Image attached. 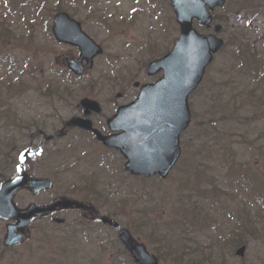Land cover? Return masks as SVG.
<instances>
[{"label": "rangeland", "instance_id": "374dc122", "mask_svg": "<svg viewBox=\"0 0 264 264\" xmlns=\"http://www.w3.org/2000/svg\"><path fill=\"white\" fill-rule=\"evenodd\" d=\"M72 1L0 0V182L16 173L20 150L31 152L21 165L29 177L53 182L37 196L19 191L16 207L60 197L91 203L158 264H264V77L258 86L253 82L260 105L251 114L242 107L233 111L243 126L220 121L218 101L210 98L229 80L224 74L235 45L264 61V0H225L213 11L224 46L189 97L191 123L181 136V156L164 180L129 176L118 153L76 132L47 140L77 114L81 100L97 102L103 118L130 101L133 82L152 79L145 74L147 63L171 49L178 36L166 0ZM56 10L80 21L104 50L83 77L62 64L76 50L50 37ZM193 26L201 34L211 32ZM251 87L244 80L222 100L229 104L242 91L237 101L248 103ZM124 92L127 97L116 98ZM81 216L66 212L34 222L28 240L12 250L1 246L6 222L0 221V264H133L114 230ZM237 234L242 237L235 239ZM242 245L246 253L239 259L234 252Z\"/></svg>", "mask_w": 264, "mask_h": 264}, {"label": "water", "instance_id": "95a60500", "mask_svg": "<svg viewBox=\"0 0 264 264\" xmlns=\"http://www.w3.org/2000/svg\"><path fill=\"white\" fill-rule=\"evenodd\" d=\"M169 3L179 26V37L171 52L147 66L148 75L163 71V76L152 85L142 86L136 100L118 108L107 121L111 131L121 133L103 137L92 130L89 121L75 118L67 123L70 127L93 131L105 147L117 150L125 160L124 170L135 177L165 178L168 175L179 157V136L190 122L188 96L197 88L213 54L223 44L214 35H199L192 25L195 20L201 26L209 27L212 21L210 12L223 6L224 0H169ZM51 31L57 42L78 49V59L67 64L75 75L82 73L78 64L85 61L86 68L91 69L92 60L102 54V49L81 31L80 23L65 13L53 17ZM213 31L219 33L220 27L215 26ZM80 105L85 114L99 112L98 106L87 100H82ZM23 187H28L35 195L49 189L51 181L29 180L26 174H21L0 184V219L15 222L6 227L5 247L19 244L24 238L19 232L36 218L53 215L58 210L85 208L81 203L59 199L46 206L32 204L17 210L12 197ZM101 222L116 230L120 243L135 264H157V259L142 245L136 244L126 230L104 217ZM245 251L246 247L242 246L234 255L243 258Z\"/></svg>", "mask_w": 264, "mask_h": 264}, {"label": "trees", "instance_id": "16d2710c", "mask_svg": "<svg viewBox=\"0 0 264 264\" xmlns=\"http://www.w3.org/2000/svg\"><path fill=\"white\" fill-rule=\"evenodd\" d=\"M236 49L233 52V56L234 57V61L230 60V70H228V72H226V74H224V76H228V79L226 82H222L220 85H218V87L221 89V93L218 94L217 96L214 97H210L212 100H217L218 101V105H216L217 107H220V111H218L219 114H222L220 117H218V119H220V121H222L225 125L226 124H236V126L241 125L243 126L244 124V120L243 119H238L236 118V116L233 114L234 110L240 111L241 107L242 110L241 112H244L243 114L246 113H250L248 112L250 109L252 108H257L258 105V101L256 100V98L260 100V96L258 97V95H256V91H255V87L253 86V82H255L256 86H258V78L261 75L262 77H264V63L260 61V57H258L257 53H253L250 52L251 54H249V52L247 51L248 48L246 49V51H244V46H241V44L239 45H235ZM229 65V66H230ZM236 66L239 68H236ZM244 72V75H238V73ZM247 80L249 83L252 84L251 89H246L245 95H247V101L248 103H244L241 102L239 103L237 100L242 98V95L244 93H238L235 94L234 96H230L231 103L229 104H225L224 101L222 100V98L224 96H229L226 95V92L229 88H231L232 90H235L236 88H238V85H242L243 81ZM226 89V90H225ZM224 90V91H223ZM223 91V92H222ZM264 96V92L262 94ZM235 100V101H234ZM224 105V107H223ZM226 107V108H225ZM229 108H232L230 111H227ZM238 107V108H237ZM225 108V109H224ZM240 112V114H241ZM251 114V113H250ZM241 116V115H240ZM236 118V119H235ZM235 119V120H234ZM253 119V117H252ZM217 122H219L218 120H215ZM219 141L222 140L219 138H216ZM239 234H237V237H235V239H240ZM261 243H263L264 239H261Z\"/></svg>", "mask_w": 264, "mask_h": 264}, {"label": "flooded vegetation", "instance_id": "af4514ba", "mask_svg": "<svg viewBox=\"0 0 264 264\" xmlns=\"http://www.w3.org/2000/svg\"><path fill=\"white\" fill-rule=\"evenodd\" d=\"M65 47H67V46H65ZM69 49L76 50L75 48H71V47H69ZM76 57H77V51H76ZM76 57L69 56L66 61L75 60ZM156 59H158V58H156ZM65 62L63 61L62 64H64ZM81 67H83V66L81 65ZM85 74H88V72L84 70L83 74L81 75V77H83ZM160 76H161V73H158V74L153 75V76H148L149 78H152V79H149L148 81L142 80L141 82H139V81L133 82L132 87H133V90L136 91V93H135L134 97L130 101L125 103L124 105L132 102L137 97L141 86L154 83ZM127 96H128V94H126L124 92V93L117 94L116 98L117 99H121V98L123 99V98H125ZM116 109L112 112V114H110L106 118H103V116L101 117V115H100L101 111L99 113H97V114L92 113V112H90L89 114H85L84 110L80 109V110H78L77 114L75 116H73L72 118L88 120L91 123L92 128L95 129L96 131H98L102 136L117 135L119 133L118 131L111 132L106 126V120L109 117H111L112 115H114ZM63 126L64 125H62V127L59 130H57L56 133H52L51 134V138H54L58 134L60 135L61 138H66L72 132H76L77 134L83 135L88 140H90L92 142H95L97 145L102 147L101 143H99L96 140L95 135L91 131H84V130H81V129H78V128H65ZM81 213L83 214L82 219L84 221H86V222H92V218H94V216H97V212L95 211L94 208H91V207L89 209L81 211Z\"/></svg>", "mask_w": 264, "mask_h": 264}]
</instances>
